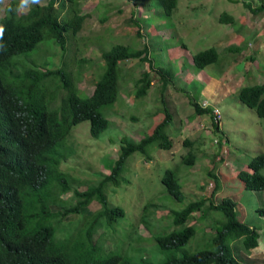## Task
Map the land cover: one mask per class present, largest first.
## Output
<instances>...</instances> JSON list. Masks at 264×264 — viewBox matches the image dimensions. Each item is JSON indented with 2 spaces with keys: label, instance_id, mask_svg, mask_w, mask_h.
Returning a JSON list of instances; mask_svg holds the SVG:
<instances>
[{
  "label": "trees",
  "instance_id": "obj_1",
  "mask_svg": "<svg viewBox=\"0 0 264 264\" xmlns=\"http://www.w3.org/2000/svg\"><path fill=\"white\" fill-rule=\"evenodd\" d=\"M176 1L146 0L143 4L148 9H151L152 4L156 6L154 11H149L155 17L161 15L172 18ZM21 5L20 0H8L3 4V14L0 16V26L4 28L0 39V45H3L0 48V264H241L238 260L240 251L235 255L229 247V241L238 238L243 249H250L256 246L258 233L255 228L238 220L235 202L228 197L213 204L209 199L198 196L180 209L171 210L169 224L176 229L152 236L156 247L166 252L152 263L146 262L143 256L135 257L136 246L129 253L130 256L120 252L92 256L96 249H101L92 242V231L96 227L115 223L124 215L120 206L108 204L106 184H110L111 188L120 185L124 161L132 152L137 151L148 157L146 152L152 144L170 149L172 141L165 130L173 117L160 95L162 104L157 109L163 112V117L151 134L138 142L120 138L109 173L83 190L73 188L74 178L59 168L66 154L57 148L70 128L78 122H89V133L93 138L108 126L100 110L114 103L124 83H119V77L124 72L118 61H147L149 71L152 70L150 72L157 74L161 80L160 94L175 72L165 67L154 69L148 57V43L140 49L122 43L104 48L105 34H96L93 42L96 43V49L100 47L99 55L93 59L78 56L72 63L73 68L81 62L87 64L89 69L98 67L91 93L83 96L77 91L81 71L61 61L69 40L75 41L74 49H79L80 45L85 47L92 41L91 38L88 40L81 34L77 35L86 16L80 13L78 0H48L44 5L29 0L27 9L20 12ZM241 5L254 13L264 10V0L254 4L243 0ZM217 20L223 24L233 19L230 14L221 12ZM45 41L59 49L58 65L53 63L54 53L39 61L32 57L38 52L45 54V47L39 46ZM244 44L230 49L238 52ZM180 46L185 48L182 43ZM217 56L215 47L210 46L193 53L191 62L201 70L214 63ZM247 58L252 59L253 56ZM262 66L263 78L260 82L254 80L253 84L241 86L236 91L237 99L253 108L259 117H264V63ZM149 71H142L139 76L132 78L134 97L137 99L150 88ZM188 102L196 114L208 113L207 109L198 106L195 98L191 97ZM21 134L25 136L23 153L7 155V138ZM181 144L188 149L185 155H179V161L191 168L195 163V152L189 150L191 142L188 137H184ZM263 165L264 154H256L247 162L249 171L239 170L236 173L243 189L264 188V176L259 171ZM208 177L213 179L216 187L215 174L207 172L206 179ZM183 181L179 184L178 175L171 168L164 169L160 177L166 193L177 202L183 200ZM198 189L201 190L200 185ZM69 190L73 191L72 201H67L68 196L64 197ZM91 201L97 202L99 207L90 210L88 205ZM150 204L152 202H146L142 212H146ZM204 205L207 210L218 211L222 223L215 227L210 247L196 248L190 252L182 250L181 247L193 237L194 226L197 225L188 222L194 212L202 213L201 217H205ZM255 210L264 216V207ZM79 224L83 226L82 233L78 232ZM134 244H144V241L138 236ZM176 250H180V253L176 254Z\"/></svg>",
  "mask_w": 264,
  "mask_h": 264
},
{
  "label": "rangeland",
  "instance_id": "obj_2",
  "mask_svg": "<svg viewBox=\"0 0 264 264\" xmlns=\"http://www.w3.org/2000/svg\"><path fill=\"white\" fill-rule=\"evenodd\" d=\"M7 1L0 0V16L3 14V4ZM47 1L40 0L39 4L44 5ZM145 1L78 0L79 11L86 16L77 35L81 34L92 41L85 47L80 45L79 49H74L75 41L69 40L61 56L62 62L81 71L77 91L83 96L91 93L98 67L89 69L87 64L81 62V67L75 65L73 68L72 63L78 56L93 59L99 55L100 47L96 49V43L93 42L96 34H105L104 48L122 43L140 49L148 43V57L154 69L165 67L175 72L160 94L161 80L157 74L150 72L152 70L149 71L147 61H118L124 72L119 77V83H124L114 103L100 110L108 126L92 139L88 121H81L72 127L71 134L57 148L66 154L59 168L74 178L73 188L83 190L109 173L120 138L138 142L151 134L163 117V112L157 109L162 104L160 95L173 117L165 130L171 138V148L162 149L152 144L146 152L148 157L137 151L132 152L124 161L120 185L111 188L110 184H106L108 204L120 206L124 215L117 222L96 227L92 231V242L101 248L96 249L92 256L100 257L106 251L129 254L136 246L135 257L143 256L146 262H154L166 252L156 247L152 236L172 230L173 226L169 224L171 210L180 209L198 196L209 199L213 204L225 197L232 199L238 220L255 226L261 240L264 237V217L254 210L264 205V189H243L236 173L239 170L248 171L246 165L249 159L256 154H264V117L257 116L253 108L243 105L237 99L236 91L241 86L253 84L254 80L260 82L263 78L264 10L251 12L241 5L243 0H177L172 18H165L161 15L155 17L149 12L154 11L156 6L152 4L151 9H148L143 4ZM244 1L254 4L258 0ZM26 6L21 5L19 11L26 10ZM221 12L230 14L232 22L219 23L217 18ZM178 41L184 44V49ZM243 43L244 46L238 52L230 49ZM39 46L45 47V54L38 52L32 57L39 61L54 53L53 63L58 65L60 51L57 46L47 41ZM210 46L215 47L218 53L216 61L201 70L197 69L191 62V55ZM249 55L253 58H247ZM142 71H149L151 85L147 93L137 99L134 97L132 78L139 76ZM191 97L197 102L205 100L218 108L221 115L220 132L213 129L207 114L200 115L202 127L197 128L199 118H193L192 108L188 104ZM57 99L59 101L58 96ZM188 132H191L188 136L191 142L189 150L195 152V163L191 168L179 161V155H185L188 149L181 144V139ZM220 136H226L227 143L223 158L218 159L217 144L212 141ZM166 168L175 170L179 184L184 180L181 202L167 194L160 183ZM259 171L264 176V165ZM207 172L215 174L216 187L213 179H206ZM72 193L69 190L64 195L68 196L67 201L71 200ZM146 202L152 204L146 212H142ZM98 207L95 201L88 205L90 210ZM206 207L204 205L203 208L205 217H201L202 213L194 212L189 220L188 223L195 222L197 225L194 226L193 237L181 247L182 250L190 252L196 248L210 247V239L215 227L222 223V217L218 211L207 210ZM77 229L82 233V224ZM209 229L211 232L207 231ZM138 236L144 244H134ZM229 243L235 255L242 249L240 239H232ZM256 248L258 246L253 247ZM175 253L179 254L180 250Z\"/></svg>",
  "mask_w": 264,
  "mask_h": 264
},
{
  "label": "clouds",
  "instance_id": "obj_3",
  "mask_svg": "<svg viewBox=\"0 0 264 264\" xmlns=\"http://www.w3.org/2000/svg\"><path fill=\"white\" fill-rule=\"evenodd\" d=\"M29 3V0H21V4H22V6L23 5H27ZM31 3H36V4H38V3H40V0H31ZM3 32H4V28H3V26H0V39H2V36H3ZM3 47V45H0V48H2ZM198 104V106H200L201 108H204V109H207L208 110V113H200V114H196L195 112H194V110H193V108H192V111H193V114H194V117L193 118H199V121H198V125H197V128H201L202 127V124H201V121H200V115H202V114H207V116L209 117V119H210V124L213 126V129L214 130H216V132L218 133V132H220V119H221V115H220V112H219V110H218V108L216 107V106H214V105H211V104H209V103H207L205 100H203V101H201V102H198L197 103ZM87 121V120H86ZM79 123V122H78ZM89 123V122H88ZM76 125V124H75ZM74 126V125H73ZM72 126V127H73ZM72 127L70 128V131L68 132V134L65 136V138H67L70 134H71V129H72ZM90 134V133H89ZM191 134V132L189 133H187V135H185L184 137H188L189 135ZM99 135V134H98ZM91 136V135H90ZM64 138V139H65ZM91 138L92 139H95V138H93L92 136H91ZM63 139V140H64ZM7 140H8V142H9V151H8V154L7 155H9V154H12V153H17V152H22L23 153V151H24V145H25V136H24V134H21V135H19V136H16V137H14V138H7ZM213 143H215V144H217V148H216V152H217V157H219L218 159H220V157L221 158H223L222 157V155H223V153H225L226 152V143H227V138H226V136H220L219 138H214L213 139V141H212ZM185 148H187V147H185ZM5 161H7V159H5ZM218 161V160H217ZM246 168H247V165H246ZM248 169V168H247ZM248 171H249V169H248ZM238 172V171H237ZM210 184V183H209ZM208 184V185H209ZM264 189V188H263ZM252 190V189H251ZM260 190H262V189H260ZM259 190V191H260ZM252 191H256V190H252ZM259 207H264V205L263 206H259ZM256 208H258V207H256ZM255 208V209H256ZM234 210H235V208H234ZM255 212H256V210H254ZM257 213V212H256ZM235 214H236V212H235ZM258 214V213H257ZM259 215V214H258ZM259 216H262V215H259ZM236 217H237V214H236ZM262 217H264V216H262ZM240 221V220H239ZM242 222V221H241ZM244 223V222H243ZM246 225H248L249 227H253V228H255L256 229V227L255 226H250L251 224H248V223H245ZM83 231V230H82ZM256 231H257V229H256ZM257 233H258V231H257ZM259 236H260V234L258 233V239H257V244H256V246L258 245V242L260 243L261 241H262V239L264 238H262L261 240H260V238H259ZM234 239H238V238H234ZM231 241V240H230ZM229 241V242H230ZM230 244V243H229ZM242 244V243H241ZM250 250H254L253 248H250V249H243V247H242V249H239V251H240V253L238 254L239 256H240V258H238V260L240 261V263L241 264H244V261H243V257H244V252H248V251H250ZM111 252H116V253H118L117 251H106V254L107 253H111ZM124 253H126V252H124ZM121 254H123V253H121ZM126 255H128V256H130L129 254H126Z\"/></svg>",
  "mask_w": 264,
  "mask_h": 264
},
{
  "label": "crops",
  "instance_id": "obj_4",
  "mask_svg": "<svg viewBox=\"0 0 264 264\" xmlns=\"http://www.w3.org/2000/svg\"><path fill=\"white\" fill-rule=\"evenodd\" d=\"M257 246L254 250L244 252V264H264V238Z\"/></svg>",
  "mask_w": 264,
  "mask_h": 264
}]
</instances>
